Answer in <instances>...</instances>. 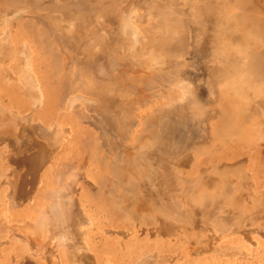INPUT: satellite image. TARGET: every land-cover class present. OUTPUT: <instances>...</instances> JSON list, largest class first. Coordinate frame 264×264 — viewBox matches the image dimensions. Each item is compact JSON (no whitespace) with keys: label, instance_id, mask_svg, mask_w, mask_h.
<instances>
[{"label":"bare ground","instance_id":"6f19581e","mask_svg":"<svg viewBox=\"0 0 264 264\" xmlns=\"http://www.w3.org/2000/svg\"><path fill=\"white\" fill-rule=\"evenodd\" d=\"M0 16H2L0 20V24L6 25V27L7 25L11 27L12 26L17 27V29H19L17 30L18 33L26 29L34 30L35 28H38L37 27L38 24L45 25L46 29H43L44 30L43 33H44V38H46L45 39V42L47 43L46 45H48L46 46L48 48L46 49L45 52L54 57L53 59L54 65H57L58 64L57 62L60 60L63 61L65 59V58L63 59V57L66 54L72 55L74 57L72 62L78 63L79 65L80 71L79 73L76 74L77 76L76 75L75 76H76V80L78 81V87L83 89L84 91L79 95H77L76 97L74 96L75 98L71 99L70 97V100L67 103L66 101H64L65 98L64 99L58 98V103L60 106L57 109L60 111V109H62L64 106H66L68 109H73L74 107H76L75 104L76 105L80 104L77 107H81L80 108L81 110L82 108L84 109L82 113L80 112V114L83 115L79 114V121H77L78 127H73L75 125L74 123L73 126L70 125L71 127H73L72 130L69 128V130L71 131L69 132L71 134V138H70L71 143H74V145H78L80 142V147H81L80 151H78V162L76 168L79 169L81 168L82 171L84 170V172H86V175L83 176L84 174L83 172L82 176L87 178V180L81 183L82 191L80 193L81 196L78 199V201L79 202L87 201L88 197L91 196L92 193L89 195V192L94 190L92 189L91 186L92 184H89L87 181L95 179V183L96 185H98V188L100 190L93 194H95V196L97 195L100 199H98V197L96 196L97 200L96 202L94 201V199L93 201H91V207L95 211L99 212L101 217H104V221L106 224H101L103 226V228H100L101 230L98 228L99 233L102 236V239H104L105 236H107V234H109L110 236L115 235L116 239H118V237L120 236L121 238L118 239L119 241L115 239L119 244L118 246L126 250H128L131 247L130 245L131 241H128V239H126L128 237L126 233L129 232L130 230H128L127 225L125 224L128 223L131 224L132 221L131 219H133V215L135 216L136 212L139 211L137 210V208H141L143 210V205L137 208H133V206L135 205L133 203V200L145 198L149 202L150 205L149 210H154L156 208L160 210L159 212H161L162 215L168 216V214L166 213L167 209L164 207V205H161L160 201L162 200L166 202L169 199H172L171 196L173 195L174 192L178 193L177 187L179 186H176L177 184L171 183V180L176 181V183H178L177 175L180 178L182 176L181 175L182 172L180 169L186 167V161L182 160L179 157L180 155L178 154L179 156H177L175 159L177 163L174 166H172L171 169L170 168L167 169L166 160L168 159L169 156L168 144L170 142H174V143L176 142L177 144L180 143V145H184L186 144V141H184L183 136L186 135L178 133L179 131L175 129L178 126L177 127L172 126L173 124H175L173 123L175 118L174 120L173 118L170 119V121L169 119L164 120V118L161 116V113L165 117L166 115H171V116L175 115L174 117H176V119H178V121L181 122L183 127L189 128L191 132L196 131L195 134H198V131H201V129L203 128L205 135L203 133H201V135H203L207 139L211 138V141L213 142L211 143L212 144L211 147L208 148L210 155L209 156L210 165L206 166L205 164L201 168L199 167L200 169L197 167V169H195L192 172L193 175L189 174V176H192V178L198 177V175L207 177L208 180L206 183L208 187L204 186L207 188H211L209 186L210 185L209 183L213 184V183L221 182L222 184V185L217 184V186L219 185L218 187H213L214 189L211 194H205L203 192H199V194L192 197H187V195L184 194V190H181L180 193L176 194V195H180L179 196L180 199L178 198V200L181 199L183 200V204H179V206L177 205L178 207H176L177 208L176 211H178V215H180L181 217L189 218L191 221L195 220V222H198L197 218L199 215L212 217V215H215L216 212L219 213L221 212V210H223L221 214L223 213L224 215L232 214L233 216V214H239L243 211L242 207H244L245 205L243 206L238 203L237 205L234 204L233 207L232 206L230 208L228 207V205H230L229 203H231L230 202L231 200L229 201L228 199H226V196L228 193L231 194L232 187L230 185L226 186V184L227 183L229 184L230 182H226L222 180L221 176L227 177L229 173L231 174V171L234 172L241 171L243 170V168H245V166H247V164H249L250 168L256 169L258 173L260 170V174H264V144L259 142L253 145V154H254L253 157L251 154L246 153L249 148L246 142L245 143L240 142L236 145H231L230 143H227V141L225 142L224 140H230L233 136L234 139L233 138L232 139L236 140L238 139V137L251 134V133H247V131L245 130L246 128H248V126L250 128L252 127L255 130L253 132L255 136L260 135V137L264 138V0H184V2H181V0H0ZM80 17L83 18L85 22L89 20V22L92 25V29H87V28L80 29V27L78 29L77 28L78 26L76 27L74 22L78 23ZM189 27L191 29H189ZM189 30L191 32L193 30V32L197 34L196 40L192 42L193 46L195 47L194 51H196L197 53L198 52L197 50H200V47H202L203 49L204 47L210 45L205 49L209 52L206 53L203 49V54H205V57L206 56L207 57L209 56L210 58L213 57L211 63L213 62L216 63L215 64L213 63L214 65L211 64V67L209 68H208L209 65L206 64V67L203 69L204 74L201 77L204 78V75L206 74L205 75L206 83L207 82L212 83V85L208 87L210 92H208V90L205 91L203 88L196 89V87L194 86L193 87L195 88L194 92L192 90L193 100L190 103L187 102L189 103L187 106L186 105L187 103H184L186 101L183 100H187V98L189 97V96L186 97L185 92L186 94L187 91L189 93V89L192 88L190 87L192 84L188 82L189 81L188 79L186 82H188L190 86L188 83L186 82L184 83L183 80H185V78L183 79V77L186 75V72H183V76H182L183 80H182L179 74H182L183 70L177 71L174 69L175 67H172L174 69L173 70L170 69L168 66L170 65V62H172L169 58H172L171 56L174 55L176 56L178 54V51H180V49H182L183 47H187L185 44L188 45L187 37L190 38V36H188V33H190ZM3 31L0 32V63L2 61L4 65V61L2 59L5 55V52H6L5 59L6 58L9 59L10 57L11 59L17 58V63L18 61H22L23 60L22 56H24L25 53L23 55L20 54V56H18L19 49L13 46L12 43L13 41H10L11 43L8 42L9 36L7 35V33L9 34L11 31L10 30H9L10 32L8 31L3 32ZM214 44H218L217 50H215ZM30 45L31 44L26 45L25 42V46L27 48L24 47L23 50L25 49L28 50ZM211 47H213L214 49L211 50ZM30 51L31 50L27 51L25 56H27L28 52H29L28 55L31 54L32 51L31 53ZM21 52L22 51H20V53ZM199 56L201 58V54H198V57ZM29 57L30 55L26 57L27 62L32 60L29 59ZM66 59L64 61H66L65 64L66 66H68L67 62L71 60L68 61L70 57H67ZM8 61L9 60H7V62ZM24 61L26 62V60ZM29 63L31 64V61L26 63V65L24 64L25 67L21 68L23 70L19 69L18 74L16 75L14 71L15 69H13L11 72L7 70L8 68H6L5 72L6 74H8L7 75L8 78L10 77V79L12 80L15 79L13 81H16L17 79L16 81L17 83L20 82L19 81L20 78L23 80L21 81L22 84L24 82V85L23 86L21 85L22 86L21 88L18 86L19 87L18 90L21 93L20 95L29 97V99L32 101L31 106L33 107L41 106L44 109L46 108L47 110L49 109L48 108L49 105H54L55 103V100L53 98L54 94L48 93L46 91L43 92V90L40 91L39 83H38L39 80H37L38 78L36 79L37 75L35 76V74L33 73L36 70L32 72L31 69L33 68V65H30ZM182 64H184V62ZM182 64L177 63V65H182ZM18 68H20V66H18ZM35 69H37V65H35ZM72 72L74 73L73 70ZM185 77L188 78L187 75ZM8 78L6 80L9 82ZM177 78L178 79L180 78V80L184 84H181L180 83L181 81H179L178 84ZM167 86H170L171 88L168 89ZM14 88L17 90L16 87ZM67 88L70 89V87ZM179 90H183L181 92L182 95L179 94L180 93ZM11 92L9 94L13 98L12 94L14 92L12 93ZM185 97L186 99H184ZM189 99L191 100V96ZM27 106L29 107V104ZM66 107L65 109H67ZM204 107H207V109L203 110ZM195 108L200 110L199 112L195 110V112H197V115H192L188 113V111L189 112L194 111ZM86 109L88 110L90 109L91 114H92L91 110L95 109L94 111L96 112L94 111L93 112L96 113V115L94 114L92 115L95 116L96 118L98 116L97 112H99L98 113L99 116L102 115L100 119L101 121L98 120L99 119L98 117L97 118L98 121L95 122L93 116H91L90 114L88 115L84 114V111ZM63 111L65 112V110ZM152 114L156 115V118L158 119L156 118L152 119ZM51 117L52 120L55 121V117H56L55 113H52ZM221 117L224 122L228 121L227 124L231 123L229 120L232 117L236 118L235 122L236 124H238V127L235 125L231 127H227L228 131H226V133L222 135L219 141V145L218 144L213 145L215 144L214 140L216 139V135H217L214 133L215 126L219 127L218 124L220 122ZM91 118H93V124L88 120ZM84 119L86 120V123L90 122L91 125L100 128V130H102L101 136L97 135L95 132L93 133V131L90 130L87 126H84L82 122L85 121ZM15 120L16 118H11L10 114L6 113L5 111H1L0 109V126L2 125L1 126L2 130L0 131V147L4 144H7L12 150L16 151L15 154L17 155L16 156L17 160L12 159V156L10 157L12 163V167L10 169L17 178L16 180L17 189H16L15 197L13 195L11 196V194L10 195L5 194L7 196V203L8 202L10 203L9 206L11 205L14 206L16 200L18 199L23 200L25 198L28 199L29 202L31 201L30 203H32L33 200H30L31 199L30 197L33 195L34 191L37 190L38 186L41 185L40 174L45 168L47 170H53V168H55L54 166L55 164H52L53 159L56 158L57 160V157H55L56 150L52 148V146L47 141H45L46 139L42 140L43 138L38 136L36 132L33 131L32 136L30 135L31 136L30 138L26 137V140H24V138L21 137L23 130L21 128L16 129L15 127H13ZM39 122L41 123V121L38 120V123ZM167 122L173 124H169ZM52 126L51 128L49 126V129H53L54 127ZM63 127H61V129ZM168 127H170L171 129L169 130L170 132L169 131L167 132L166 130L165 133L163 132V130L158 131V128L167 129ZM106 128L108 131L104 130ZM10 129L11 130L13 129V132ZM55 130H57V128H55ZM133 131L135 132V135H133L134 134ZM185 131H183V133H185ZM56 132H58V130ZM63 132H65V130L60 131L58 134L60 135ZM140 132L141 133L146 132V136L145 135L142 136ZM139 133L141 134V136H138ZM51 134L49 133V135ZM181 136L183 139L180 138ZM17 138H20L19 140L22 139L20 143H18L20 146H23L22 151L18 148L19 146L15 142ZM56 138L58 139L57 135L55 139ZM100 140L103 141L100 142ZM130 140L134 141V143L133 144L129 143L130 145L128 146V141ZM137 140H139V143L136 142ZM60 141H62V139L59 140V142ZM191 142L190 144H193ZM201 143L197 142L196 144L198 145ZM190 144H187L186 146H191ZM181 149L183 150V148ZM106 154L108 155L106 156ZM245 155L250 157L249 158L250 160H248L249 163L245 159L244 157ZM137 159L140 160L143 159L145 162L143 164L137 163ZM231 159H234V163H235L234 166L231 165L230 163L232 161ZM13 164H15L16 166L15 168L13 167L14 166ZM198 166H200V164ZM60 168L61 167L56 168L57 173L58 170L61 171L63 169ZM151 168L153 169L164 168L166 172L157 173L156 171H153L152 173H150ZM10 169L8 170L9 172H7V174L5 173L6 176H8V173L11 172ZM99 171H102V174L99 173ZM211 171H214L215 173H212ZM107 173L109 174L106 175ZM247 173L249 172L247 171ZM73 174L75 175V173ZM52 176L54 178V175ZM145 176H149L151 182L159 186L160 190L159 191H154L153 189L149 190L146 187L141 189L139 186H141L143 181L142 178H144ZM258 182L259 184H257ZM50 183L51 184H49L48 181V185H51V187L47 188L48 194L47 197H45V198L51 197L50 198L51 201L48 202L49 205L47 204L48 206L45 207L44 209L40 208L41 210V212L39 213L40 216L38 217V219L36 218L37 219L36 221H33L34 223H32V221H28L29 219L28 220L25 219L27 222H25L22 226L20 225L18 227L20 231L23 233L22 234L23 236L20 237L19 239H21L22 241V239L25 238L23 239V241L28 240L27 243L35 245L37 249L43 250L44 254L42 251H40L42 253L41 255H45V251H47L46 250L47 247L45 248V251L43 247L45 246L44 243H46L47 239L44 242L43 240L44 238L42 237L44 236V232L47 231L49 233L48 240L50 246L55 247V249L64 248V250L65 249L67 250V252L65 251L66 252L65 254L67 255L68 253L69 255L68 252L70 250L69 244H71L70 241H72V239L70 238V235L72 236V228H71L72 225L70 226L68 222L64 223L62 221V220L69 221V219H65V217L63 216L62 213L64 212L62 211L63 210L62 207H65L66 206L65 204H67L68 205L67 208H69L71 204L74 202V201L71 202V200H73L74 198L69 197L70 191L67 192L69 193L67 194L68 196L65 195L66 194L65 190L69 188L67 185L62 186L63 184H60L62 188L57 186L58 190L53 189L49 191V189L52 188V181ZM68 184L71 186L70 182ZM256 185L258 187L257 189L255 188L256 190L251 186L250 188H246V191L247 193L249 192V194L246 193L244 194V195H250L252 201L256 199L258 200L264 198V194L262 195L260 193L261 192L260 189L261 187H264V183H261L260 181H256ZM93 187H95V185ZM54 188H56V186ZM138 188H140L141 190H138ZM78 190H80L79 187ZM9 191L11 190H8L7 192ZM62 192L65 193L63 195L65 196L64 198L65 201L63 200V198L61 199L60 194ZM104 192H106L108 194V197L110 198L108 200L109 203L107 204L106 201L104 202L103 200L104 199L103 194H105ZM77 193H79V191ZM121 194L124 195L123 198L121 197ZM233 194L235 195V193ZM115 197H117L118 199H115ZM230 198H232L233 201L234 196H230ZM60 199L62 201H60ZM60 202L63 205H61ZM142 202L145 203V200H143ZM259 202L262 203L261 201ZM187 205L192 206V209L191 210L185 209ZM73 207L75 206L72 204L71 208L74 211L75 209ZM8 209L10 210V207ZM120 210L125 211V214L122 217L121 215H118V212ZM35 214L36 217L37 213ZM67 215L69 214H66L65 216ZM71 215H70V219H71ZM74 216L78 217L79 215L76 216L74 214ZM150 216L152 215L150 214ZM154 217L152 218L155 219ZM180 221L183 220L181 219ZM144 222L146 223L145 220ZM203 222L207 223L206 220ZM236 222L237 220L235 221V223ZM86 223L89 224L88 222ZM90 223H92V221ZM17 224L18 223H16V226ZM13 225H15V223H13ZM140 226L142 225L140 224ZM164 226L158 227V230L162 233L163 236L168 235L169 237V235H171L170 230ZM226 226H224L223 228H225ZM156 227H154V229H156ZM86 228L88 227L85 226V229ZM140 228L142 229V227ZM218 228L221 229V227ZM205 229L204 231L207 234L208 232H206ZM200 230L202 229L197 230L199 232L198 236H200ZM9 233L10 231L8 232V234ZM4 235L5 234L3 233V236ZM134 235L135 234L133 233V236ZM172 236L175 237L174 234ZM147 237L143 236L144 239H146ZM221 238L217 237V241L218 239ZM115 240H114L115 245H117ZM180 240L182 241L181 238ZM176 241L177 240H175V242ZM6 242L5 243L8 246L9 243L8 241ZM87 244L85 246L86 247L88 246L87 248L89 249L91 246L89 247V245ZM193 244H189V245H193ZM215 244H216L215 246H218V249H216L217 251H223L221 249L223 247L222 244L219 245L217 243ZM1 245H3V242ZM1 245L0 248L2 247ZM82 245L80 243L79 244L77 243V245L74 246V248L72 246V248L74 251H76L75 247L77 248L76 254L78 253V250L80 251V253L82 250L83 258L87 259L86 257L87 254L84 252L83 249L84 246ZM133 246L135 245L133 244ZM29 247L31 246L29 245ZM155 248L157 249V247ZM204 248L200 250H203ZM215 248H211V249L215 250ZM30 250L31 249L29 248V251ZM187 250H190V252L193 251L196 252L198 248H195L193 246L190 249L188 248ZM38 251H34V252H38ZM49 251H52L51 248ZM23 252L25 251L23 250ZM155 252L158 253V251ZM155 252H153L152 254V256L154 255L153 259L155 258L156 255ZM73 253H71L70 255L71 256L73 255L72 257H74L75 259L73 261V259H70L71 256H68L69 258L67 259L70 260L69 262H75L77 258L76 256L80 255V253H78L77 255L76 254L74 255ZM130 254L132 255V252ZM33 255L37 256L38 253L37 254L33 253ZM157 255H159V253ZM165 257L163 255H160L157 256L156 258H159L160 261L162 260L165 261L166 260ZM167 258H169V256ZM3 259L5 260L6 258H4L3 256ZM146 259L147 260H144L142 258L141 261L142 260H144L142 262L147 261V264H149L148 263L149 260L152 263L153 259L151 260L148 257ZM185 259L186 258H184V260ZM46 260H43V262L44 261L47 262ZM53 260L58 261V258L57 259L55 258ZM87 260L89 261V259ZM57 261H54V263H56ZM106 261L108 262V260ZM135 261L137 260L135 259ZM3 263L4 262H2V264ZM33 263H29V264H33ZM40 263H42V261ZM94 263L96 264L97 262H95L94 260L93 264Z\"/></svg>","mask_w":264,"mask_h":264},{"label":"rangeland","instance_id":"374dc122","mask_svg":"<svg viewBox=\"0 0 264 264\" xmlns=\"http://www.w3.org/2000/svg\"><path fill=\"white\" fill-rule=\"evenodd\" d=\"M181 2H184V0H181ZM1 15H2V13H1ZM1 18H2V16H0V20H1ZM74 24H75L76 27L78 26L77 27L78 29H79V27H80V29L81 28H84V29H86V28L87 29H92V25L89 22V20L87 22H85L83 20V18H81V17L79 18L78 23L77 22H74ZM35 25H37V24H35ZM37 27L38 28H35L34 30L33 29L22 30L23 32L20 31L19 32L20 34H19L17 32V30H19V29H17V27H14V26L11 27L9 25H7V27H6V25L0 24V32H2L4 29H5L4 30L5 32L6 31H8V32L11 31L10 33H12V34H10V33L8 34L7 33V35L9 36L8 37V42L11 43L10 41H13L12 42L13 43V46H15L17 49H19L18 50V54H19L18 56H20V54L21 55H23L24 53L26 54V52L29 51V50L32 51V53L30 51L31 54H29L30 57H31V58L29 57V59H32V60H30L31 61V64L30 63L29 64L30 65H33V68L31 69L32 72L34 70H36L35 72H33L35 74V76L37 75L36 79L38 78L37 80H39V82L38 81H36V82L39 83L40 91L43 90V92L46 91L48 93H53L54 94L53 98L55 100V103H54V105H49L48 106L49 109L46 110V108L44 109L41 106H39V107H37V106H35V107L31 106L32 101L29 99V97L28 96L25 97L23 95H20L21 93L19 92L18 88L19 87L21 88L24 85V82L22 84V81L23 80L20 78V80H19L20 82L17 83L16 82L17 79H16V81H13L15 79L12 80V79H10V77L8 78V76H7L8 74H6L5 69L8 68L7 70L8 71H11V72H12L13 69H15L14 70L15 71V75L18 74V70L19 69L20 70H23L21 68L25 67L26 63L30 62V61L27 62V58H26L27 56H29L28 55L29 52L27 53V56H25V54H24V56H22V59L23 60L22 61H18L19 64L17 63V58H15V59L12 58L11 59L9 57V59H7V58L5 59V55H6V52H5V55H4L3 59H2L4 61V65H3V62L2 61L0 63V109H1V111H5L6 113L10 114V117L11 118H16L17 121L15 120L13 127H15L16 129L21 128L23 130V133H22V136L21 137L24 138V140H26V137H29L30 138L32 136V134H33V131L36 132L38 134V136H40L41 138H43L42 140L46 139L45 141H47L52 146V148H54L56 150L55 157H57V160H56V158L53 159V163L52 164H55L54 165L55 168H53V170H47L45 168L42 171V173L40 174V184L41 185L38 186L37 190H35L34 193H33V195L30 197L31 198L30 200H33L32 203H30L31 201L29 202V200L25 198L23 200L22 199H18V200H16L14 206L13 205L9 206L10 203L9 202L7 203V196L6 195H10L11 194V196L13 195L15 197V195H16V189H17V181H16L17 178L13 174L12 170L10 169L12 167V163H11L10 157L12 156V159H16L17 160V157H16L17 155L15 154L16 151L12 150L7 144H4V145H2L0 147V220H1V222L4 221L3 223L5 224L4 225L3 223L0 222V245L3 242V245H1L2 247L0 248V251H1V253H0V259H3V256H4V258H6L5 260L4 259L3 260H0V263L2 264V262H4L3 264H5V262H6V264H29V263H33L34 262L33 264H38V263L39 264H52V263L53 264H69V263L70 264L71 263L75 264V262H76V264L77 263L78 264H82V263L83 264H88V263L89 264H93V262L95 260V262H97L96 264H144V263L147 264V261L146 262H142V261L147 260L146 259L147 257L152 260L153 259V256H154V255L152 256L153 252L158 251L159 255H157L158 253L155 252V254H156L155 255V258L157 256L163 255L164 257L166 256L165 257L166 260L165 261H163V260L160 261V259H159L160 257L159 258H156V260L154 258L152 260V263H151V261L148 260V263L149 264H159V263L160 264H264V204H263L264 203V201H263L264 198L263 199H258V200L256 199V200H253L252 201V199L250 198V195H244L245 193L246 194H249V192L247 193L246 188H250L251 186L254 189L255 188L256 189L258 188L257 185H256V181H260L261 183H264V181H263L264 180V174H260V170H259V173H258V171L256 169L250 168L249 167V164H247V166H245V168H243V170H241V171H235V172L234 171H231V174L229 173L227 177L226 176H224V177L221 176V179L222 180H224L226 182H230L229 184L227 183L226 186L230 185L232 187L231 194L228 193L227 196H226V199H228L229 201L231 200L230 201L231 203H229L230 205H228V207L229 208L231 206L233 207L234 204L237 205V203L238 204H241L243 206L245 205L244 207H242V210L245 211V212H243V211L241 212V213H244V214H241V213H239V214H233V216H234L233 217L232 214H229V215H224V213L221 214V212H223V210H221V212H219V213L216 212V214L215 215H212V217L211 216H200L199 215L198 218H197L198 219V222H195V220L194 221L192 220L193 221L192 222L189 218L181 217L180 215H178V211H176V209H177L176 207H178L179 204H183V200L182 199L181 200H178V198L180 199V197H179L180 195H176V194L180 193L181 190H184V194L187 195V197L195 196V195L199 194V192H203L205 194H211L213 192V189H214L213 187H218L219 185L217 186V184H221V182H219V183L217 182V183H213V184L212 183H209L210 185L209 184L208 185L211 188H207L208 187L207 186V183H206L207 180H208L207 177L198 175V177H193L192 178V176H189V174L190 175H193L192 172L195 169H197V167L198 168L199 167L201 168L205 164H206V166L210 165V160H209V156L210 155H209V149L208 148L211 147V145H212L211 143H213V142L211 141V138L210 139H207L206 137H204L203 135H201V133L204 134L203 128L201 129V131H198V134H195L196 131L195 132H191L189 128L183 127L182 124H181V122L178 121V119H176V117H174L175 115L174 116L166 115V117H165L161 113V116L164 118V120L169 119V121H170V119L173 118V120H174V118H175L174 121H176V122L173 121V123H175V124L169 123V122H167V123L173 124L172 126H176V127L178 126L179 128L178 127L177 128L174 127L177 131H179L178 133H181L183 135H186V136H183L182 135L183 138H184V141H186V144L180 145V143L177 144L176 142L175 143L174 142H170L168 144V149H169L168 150L169 151V154L168 155L169 156L167 155L168 156V159L166 160V162H167V169L168 168L171 169L172 166H174L177 163V161L175 159L179 155H180L179 157L182 160H185L186 161V167H183V168L180 169L181 172H182L181 173L182 176L179 178L178 175H177V182L178 183H176V181L171 180V183L177 184L176 186H179V187H177L178 193H175L174 192L175 194L173 193V195L171 196L172 199H169L166 202H164L162 200L160 201L161 205H164V207L167 209V212L166 213L168 214V216L169 217L171 216V217L169 218L168 216L162 215V213L159 212L160 210L159 209H156V208L154 210H149L150 209V205H149V202L145 198L136 199V200H133V203L135 204L133 206V208H137V207L143 205V210L141 208H137V210H139V211L136 212V215L135 216L133 215V219H131L132 220L131 221V224L130 223L125 224V225H127L128 230H130L129 232L126 233L127 236H128L126 239H128V241H131L130 242V245H131L130 248L131 249L129 248L128 250H126V249L121 248V247L118 246L119 244L117 243L116 240L120 239L121 238L120 236L118 237V239H116L115 238L116 237L115 235L114 236H110L109 234H107V236H105V238L103 237L104 239H102V236L99 233V229L100 228H103V226L101 224H106L105 221H104V217H101L100 216V213L97 212V211H95L91 207V201H93V199H94V201L96 202L97 197H98L97 195H96L97 196L96 197L95 194H93V193L98 192L100 190L98 188V185H96V183H95V179H92V180H88L87 181L89 184H92L91 186H92V189L94 190V191L89 192V195L92 193L91 196L88 197L87 201H84V202H81V201L79 202L78 201V199L81 196L80 193L82 191V189H81V183H83L85 180H87V178L86 177H83L84 175H86V172H84V170L82 171L81 168L80 169L79 168H76V165H77V162H78V151H80L81 147H80V142H79L78 145H74V143H71V139H70L71 138V134L69 133L71 131L69 130V128L72 130L73 127H78L77 126V123H78L77 121H79V114H80V112L82 113V111L84 109L82 108V110H81L80 109L81 107H77L80 104L79 105H76L75 104L76 107H74L73 109H68L66 106H64L63 108L61 107L62 109H60V111L57 109L60 106L59 103H58V98H62V99L65 98L64 101H66V103H67L70 100V97H71V99L72 98H75L77 95H79L80 93H82L84 91L83 89H81V88L78 87V81L76 80V76H77L76 74L79 73V71H80L79 70V65H78V63L72 62L74 57L72 55H70V54H66L67 56L65 55L63 57V59L64 58L66 59L67 57H70V59H68V61L69 60H71V61L67 62L68 63V66H66V64H65V62H66V61H64L65 59L63 61L62 60L58 61L57 62L58 64L57 65H54V61H53L54 57L51 56V55H49V54H47L45 52L46 49L48 48L46 46H48V45H46L47 43L45 42V39L46 38H44V33H43L44 30L43 29H46V27L43 24H38ZM189 29H191V28L189 27ZM13 30H15L16 33ZM21 32H22V34H21ZM36 32H38V33H36ZM189 32L190 33H188V36H190V38L187 37L188 45L185 44L187 47H183L182 49H180V51L177 50L178 51V54L176 56L175 55L174 56H171L172 58H169L172 62H170V65L168 66L170 69H173L172 67H175L174 69L177 70V71L183 70L182 71V74H179V76H180L181 79H182V76H183V72H186V75H187L188 78H186L185 77L186 75H185L183 77V79L185 78V80H183V79L182 80L185 83L187 81V79H188L189 80L188 82L190 84H192L190 86V84L188 82H186L192 88L189 89V93L190 94L188 93V91H187V94L185 92L186 97H188V96L189 97L187 98V100H183L182 99L183 101H186L184 103H187V102L190 103V102H192V100H193L192 90L194 92V89H195V88H193L194 86L196 87V89L197 88H203L205 91L208 90V92H210V90H209L208 87H210L212 85V83H210V82H207L206 83V78H205V75L206 74L204 75V78H201V77L204 74V70L203 69L206 67V64L209 65L208 66V68H209V67H211V64L214 65L216 63V62H213L214 64L211 63V60L213 59V57L212 58H210L209 56L208 57L207 56L205 57V54H203V49H204V51L206 53L209 52V51H207L205 49H206V47H208L210 45L204 47L203 49H202V47H200V50H197L198 51L197 53L198 54H201V58H200V56L198 57V54L196 53V51H194L195 50V47L192 44V42H194L196 40L197 34H195L193 32V30H192V32L189 30ZM22 35H25V36H22ZM36 35H37V37H36ZM12 38H13V40H12ZM198 38H199V36H198ZM39 39H40L41 42L39 41ZM22 41H23V43H22ZM27 41H28V43H27ZM25 42H26V45L31 44L29 46L28 50L27 49L23 50L24 47H26L25 46ZM42 45H45V46H42ZM214 46H215V50H217L218 44H214ZM212 49H214V48L211 47V50ZM20 51H22L23 53L22 52L20 53ZM201 51H202V53H201ZM181 55H182V57H181ZM168 57H170V56H168ZM4 59L6 60V62H5ZM7 60H9L11 62H9V61L7 62ZM24 60H26V62ZM35 60L37 61V63H36ZM178 61H181V62H178ZM183 62H184V64H182ZM177 63L178 64L180 63L182 65H177ZM38 64H40V65H38ZM47 64H48V66H47ZM35 65H37V69H35ZM18 66H20V68H18ZM61 67H62V69H61ZM38 69H40V70H38ZM3 70H4V72H3ZM72 70L74 71V73L72 72ZM194 75H196V76H194ZM7 78H8V80H9L10 83L6 80ZM180 78L179 79L177 78V80H178L177 83L179 81H181ZM194 82H195V84H194ZM180 83L181 84H184L182 81ZM6 84L7 85L9 84V85L7 86ZM206 86H207V89H206ZM14 87H16L17 90ZM67 87H70V89L67 88ZM11 88H13L14 90L11 89ZM75 88H76V91H75ZM167 88L170 89L171 87L170 86H167ZM212 88H213V86H212ZM11 91L15 93V94L14 93L12 94L14 100H13V98L9 94ZM182 91L183 90H179V92H180L179 94H181ZM72 92H74V93H72ZM212 92H213V90H212ZM6 93H7V95H6ZM190 96H191V100L189 99ZM186 97L184 99H186ZM1 101H2V103H1ZM26 103H27V105L29 104V107L26 105ZM189 103H187L186 105L188 106ZM65 107L67 109H65ZM197 108H195L194 111H190V112L188 111V113L189 114H192V115H197V112H195V110L198 111V112L200 111ZM200 109H202V108H200ZM205 109H207V107H204L203 108V110H205ZM55 110H56V112L57 111L58 112L56 113ZM63 110H65V112ZM79 110H81V111H79ZM94 110L95 109H92L91 110L92 111V114L96 115V113H94L96 111H94ZM66 111H68V112H66ZM52 113H55V116H56L55 117V121L52 120V117H51V114ZM98 113L99 112H97V115H98L97 118L99 117L98 120H100L102 115L99 116ZM84 114H87V115L90 114L91 116H93L90 113V109L89 110L86 109L84 111ZM70 115H72V116H70ZM80 115H83V114H80ZM63 116H64V118H63ZM72 118H73V121H72ZM93 118H94V121L95 122L98 121L95 116H93ZM93 118L88 119L92 124H93ZM153 118L155 119L156 118V115H153L152 114V119ZM156 119H158V118H156ZM235 119L236 118L232 117L229 120L231 123L230 124H227L228 121L227 122H224L223 119H222V117H221L220 122L218 124L219 127L218 126H215V132L214 133L217 134V135H216V139L214 140V143L215 144H213V145H216V144L219 145V141H220L222 135L224 133H226V131H228V128L227 127H231L233 125H235V126L238 127V124H236ZM28 120H30V121H28ZM38 120L41 121V123L40 122L38 123ZM82 122H83V125L84 126H87L90 130L93 131V133L95 132L97 135H100L101 136L102 130H100V128H97L96 126L91 125L90 122L86 123V120L85 121H82ZM64 123H65L66 127H65ZM74 123H75V125H74ZM51 124L52 125L54 124V125L52 126ZM70 125H72V126L74 125V126L71 127ZM1 126H0V131L2 130ZM49 126H50V128H51V126L54 127V128L53 129H49ZM61 127H63V128L61 129ZM170 127H171V125H170ZM170 127H168L167 129H165V128H163V129L158 128V131H162L163 130V132L165 133L166 131L168 132L169 130H171ZM55 128H57L58 132H56L57 130H55ZM66 129H67V131H66ZM75 129H77V128H75ZM225 129H227V130H225ZM252 129H253L252 127L250 128L248 126V128H246L245 130L247 131V133H251V134L243 135L241 137H238V139H236V140H233L234 139L233 138L234 136H233L232 137L233 139L231 138L230 140H224V141L225 142L227 141V143H230L231 145H236V144H238L240 142H244V143L246 142L248 144V147H249L246 153L247 154H251L254 157V154H253V145L256 144V143H259V142H261L262 144H264V138L260 137V135L259 136L258 135L255 136V134L253 133L255 130L253 129V131H252ZM62 130H65V132H63L62 134L59 135L58 133L60 131H62ZM104 130L105 131H108L107 128L104 129ZM11 131L13 132V129ZM127 131H129V130H127ZM183 131H185V133H183ZM46 133H48V134H46ZM49 133L50 134L52 133V134L49 135ZM140 133H139L138 136H141V134H142V136L143 135L146 136V132H142L141 134ZM56 135L58 136V139L59 140L62 139V141L59 142V140L57 138L55 139ZM133 135H135V132H134ZM182 136L180 137L181 139H183ZM193 137H195V138H193ZM19 139L20 138H17L15 140V142L19 146L18 148L22 151L23 146H20L18 144V143H20V141L22 139L21 140H19ZM101 141H103V140H100V142ZM187 141H189V142H187ZM56 142H59V143H56ZM136 142L139 143V140H137ZM190 142L193 143V144H190ZM197 142L198 143H201L202 142V143L197 145L196 144ZM129 143L130 144H133L134 141H132V140L128 141V146L130 145ZM187 144H190L191 146H186ZM180 147L183 148V150ZM189 147H191V148H189ZM175 150L177 151V153H176ZM68 152H70V153H68ZM179 152H181V153H179ZM107 155L108 154H106V156ZM244 157L247 160V162L249 163L248 160H250L249 159L250 157L247 156V155H245ZM62 158H63V160H62ZM68 158H70V159H68ZM201 159H202V161H201ZM169 160H171V161H169ZM231 160H229V161H231L230 162L231 165L234 166V164H235L234 163V159H231ZM74 161H76V162H74ZM64 162H65V164H64ZM144 162L145 161L143 159L142 160L137 159V163L143 164ZM60 163H62V164H60ZM199 164H200V166H198ZM13 165H14L13 167L15 168L16 167L15 164H13ZM58 167H61L60 169H62V168L63 169L61 171L58 170V173H57L56 172V168H58ZM194 167H196V168H194ZM204 168H205V166H204ZM9 169L11 170V172L8 173V176H6L7 172H9L8 171ZM251 169H252V171H251ZM63 170H64V172H63ZM153 171H156L157 173L166 172V170L164 168H155V169L151 168L150 169V173H152ZM247 171L249 173H247ZM65 172H67V173H65ZM83 172H84V174L82 176V173ZM211 172L212 173H215L214 171H211ZM73 173H75V175ZM99 173L102 174V171H99ZM108 174L109 173H107L106 175H108ZM52 175H54V178H53ZM73 177H74V179H73ZM114 179H117V178H114ZM178 179H180V180H178ZM66 180H68V181H66ZM93 180H94V182H93ZM142 180H143L142 181L143 186H142V184H141V186H139L141 189L144 188V187H146L149 190H152V189L154 191H159L160 190L159 186H157V185H155V184H153L151 182V179H150L149 176H145L144 178H142ZM48 181H49V184H51L50 182L52 181V188H50L49 191H51L53 189L54 190H58V187L57 186H59V187L62 188V186L67 185L69 187L67 189H69V190H67V189L65 190L66 191L65 192L66 194L64 192H62L60 194L61 195V199L63 198V200L65 201V199H64L65 196H63V195L64 194L65 195L69 194L67 192L70 191L69 197L70 198H74L73 200H71V202L74 201L75 204H76L75 205L74 202L72 203L75 206L73 208L76 211L75 210L74 211L72 210V208H71L72 207V204H71V206L69 208H67L68 207L67 204H65L66 205L65 207H62V209H63L62 211L64 212V213H62L63 216L65 217V219H69V221L68 220H65V221L62 220V221L64 223L68 222L70 226L72 225L71 226V228H72V236L74 237L73 238L70 235V238L72 239L73 242L70 241L71 244H69V246L71 247V248L69 247V249H70L68 251L69 252V255H68V253H67V255L65 254L67 252V250L66 249L64 250V248H61V249H57L56 248L57 249L56 250L55 247H51L50 246V243H49V240H48L49 233L47 231H46L47 232V235H46V232H44V236L42 237V238H44L43 239L44 242H45L46 239L48 240V242L46 240V243H44L45 246L43 247L44 248V251H45V248L47 247V249H46L47 251H45V255H41L42 253L40 251L43 252V250L37 249L35 247V245H32L30 243H27L28 240L23 241V239H25V238H23L22 241H21V239H19L20 237L23 236L22 235L23 233L20 231V229L18 227L20 225L22 226L25 222H27L26 220H28V219H29L28 221H32V223H34L33 221H36L38 219V217L40 216L39 215V213L41 212L40 208L41 209H44L45 207H47L49 205L48 202L51 201V199H50L51 197L45 198V197H47V194H48L47 188L51 187V185H48ZM5 182H6V184H5ZM69 182L71 183V186L68 184ZM1 184L2 185L4 184L3 187H2ZM60 184H63V185L61 186ZM215 184H216V186H215ZM257 184H259V182ZM94 185H95L96 188L93 187ZM10 186H11L12 189L10 188ZM55 186H56V188H54ZM204 186H207V187H204ZM78 187H79L80 190H78ZM140 188H138V190H141ZM8 190H11V191L7 192ZM210 190H211V192H210ZM78 191H79V193H77ZM260 191H261L260 193L263 195L264 194V187H261ZM104 193L105 194H103V196H104V199L103 200H104V202L106 201V204H107V203H109L108 200L110 198L108 197V194L106 192H104ZM114 193H116V192H114ZM233 193H235V195ZM43 194H45V195H43ZM230 196H234L233 201H232V198L233 197L230 198ZM41 197H42V199H41ZM121 197L123 198L124 195L121 194ZM61 199H60V201H62ZM98 199H100V198L98 197ZM115 199H118V198L115 197ZM138 200H141V201H138ZM143 200H145V203L142 202ZM259 201H261V202L263 201V202L260 203ZM243 202L246 203V204H244ZM251 204H252V206H251ZM61 205H63V204L61 203ZM9 207H10V210L8 209ZM12 207H14V208H12ZM7 209H8V211H7ZM185 209L191 210L192 209V206L187 205ZM225 210H227V209H225ZM71 211H72V213H71ZM85 212H86V214H85ZM35 213H37V216L36 217H35V215H36ZM80 213H82V214H80ZM66 214H69V215L65 216ZM74 214L76 216L79 215L80 217L79 216L78 217H75ZM124 214H125V211H121L120 210L118 212V215H121V217ZM150 214L152 216H150ZM227 214H228V212H227ZM70 215H71L72 221L70 219ZM1 216H3V217H1ZM224 216H227V217H224ZM228 216L231 217V218H229ZM82 217H83V219H82ZM87 217L90 218L91 220L88 219ZM152 217H154L155 219H153ZM217 217H218V219H217ZM257 217H258V219H257ZM171 218H173V219H171ZM226 218H229V219H226ZM5 219H6V221H5ZM181 219L183 221H180ZM144 220L146 221V223L144 222ZM185 220H187V221H185ZM202 220L203 221L206 220L207 223L203 222ZM236 220H237V222L235 223ZM240 220H242V221H240ZM91 221H92V223H90ZM238 221L240 223L242 222L241 225H240V223ZM86 222H88L89 224H87ZM183 222H185V223H183ZM13 223H15V225H13ZM16 223H18L17 226H16ZM157 223L159 224V226H158ZM221 223H223L224 225L221 224ZM237 223H238V225H237ZM140 224L142 226H140ZM226 224H227V226H226ZM73 225H76V226H73ZM79 225H81V226H79ZM128 225H129L130 229H129ZM148 225H151V226H148ZM85 226L88 227V228L85 229ZM160 226L161 227L164 226L167 229H169L171 235H169V237H168V235L167 236H163L162 233L158 230V227H160ZM224 226H226V227L223 228ZM140 227H142V229L144 231ZM154 227H156V229H154ZM202 227H204V228H202ZM218 227H221V229L218 228ZM74 228H75V230H74ZM174 228L175 229L177 228V229L175 230ZM185 228H187V229H185ZM209 228H210V230H209ZM133 229H136V230H133ZM199 229H202V230H200V236H198V233L199 232L197 231ZM204 229L206 230V232H208L207 233L208 235L205 233ZM226 229H228V230H226ZM9 231H10L11 234L10 233L8 234ZM3 233L5 234L4 236H3ZM133 233L136 236L135 235L133 236ZM173 234H174L175 237L172 236ZM192 234H193V236H192ZM218 234H219V236H218ZM237 234H239V235H237ZM130 235H132V236H130ZM160 235H161V237H160ZM184 235H186V236H184ZM143 236L144 237H147L148 236L147 237L148 239L147 238H146L147 240L144 239ZM177 236H179V237H177ZM196 236H198V237H196ZM6 237L7 238L9 237L10 240H9V238L7 239ZM129 237H131V238H129ZM162 237H164V238H162ZM185 237H187V238H185ZM215 237H216V239H215ZM217 237L218 238H221V239H218V241H217ZM224 237H226V238H224ZM132 238H134V239H132ZM174 238H175V240H177L176 242H175ZM180 238L182 239V241L180 240ZM191 238H192V240H191ZM151 239H153V240H151ZM200 239H203V240H200ZM114 240L116 241L117 245H115ZM170 240H172V241H170ZM4 241L5 242L8 241V243H9L8 246L6 244L7 242L5 243ZM181 242H182V244H181ZM77 243L78 244L80 243L81 245L83 244L82 246H84L83 247L84 252L87 254L86 257H87V259H89L90 262L87 259H84L83 258V254H82L83 251L82 250H81V253L78 250V253H80V255H77L78 253L76 254V251H77V248L76 247H75L76 251L73 250L74 246H76ZM187 243H188V245H187ZM215 243H217L218 245L219 244H222L223 247L221 249L223 251H217L216 249H218V246H215L216 245ZM46 244H47V246H46ZM86 244L89 245V247L90 246L91 247L88 249L87 248L88 246L87 247L85 246ZM133 244L135 246H133ZM189 244H193V245H189ZM29 245L31 247H29ZM103 245H104V247H103ZM72 246H73V248H72ZM184 246H186V247H184ZM193 246L195 248H198V250L196 252L195 251L190 252V250H187L188 248L190 249ZM49 247L51 248L52 251H49L50 250ZM155 247H157L158 250ZM29 248L31 249L30 251H29ZM43 248H41V249H43ZM202 248H204V249L203 250H200ZM211 248H215V250L214 249H211ZM33 249H34V251H38V250L39 251L38 252H34ZM54 249H55V251H54ZM90 249H91V251H90ZM181 249H182V251H181ZM23 250L25 252H23ZM87 250H88V252H87ZM52 252H55V253H52ZM131 252H132V255L130 254ZM147 252H149V253H147ZM163 252H164V254H163ZM22 253H23V255H22ZM33 253H35V254L38 253V255L37 256L35 255L36 256L35 257L33 255ZM71 253H73L74 255L75 254L77 255L76 256L77 258H76L75 262H69L70 260L67 259V258H69L68 256H71L70 255ZM89 253H90V255H89ZM43 254H44V252H43ZM183 254H185V255H183ZM143 255L146 256V257H144ZM53 256L56 259L58 258V261L57 260H53V259H55ZM72 256L70 257V259H73V261H74L75 258L72 257ZM168 256H169V258H167ZM174 256H176V257H174ZM150 257H152V258H150ZM142 258L144 260L141 261ZM184 258H186V259L184 260ZM37 259H38V261H37ZM135 259L137 261H135ZM181 259H183V260H181ZM17 260H19V261H17ZM43 260H46L48 263L45 262V261H44L45 262L44 263ZM106 260H108V262ZM41 261H42V263H40ZM54 261H57L58 263L57 262L54 263ZM80 261H81V263H80Z\"/></svg>","mask_w":264,"mask_h":264}]
</instances>
